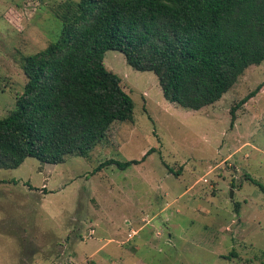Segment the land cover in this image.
<instances>
[{
	"label": "rangeland",
	"instance_id": "obj_1",
	"mask_svg": "<svg viewBox=\"0 0 264 264\" xmlns=\"http://www.w3.org/2000/svg\"><path fill=\"white\" fill-rule=\"evenodd\" d=\"M64 1L79 0H0V118L27 83L21 56L59 39ZM104 64L134 121L87 158L0 170V200L12 205L0 211V264H264V193L246 180L264 185V62L200 111L168 102L157 76L120 52ZM259 86L231 127V109ZM111 160L140 163L97 171Z\"/></svg>",
	"mask_w": 264,
	"mask_h": 264
},
{
	"label": "trees",
	"instance_id": "obj_2",
	"mask_svg": "<svg viewBox=\"0 0 264 264\" xmlns=\"http://www.w3.org/2000/svg\"><path fill=\"white\" fill-rule=\"evenodd\" d=\"M53 13L59 39L20 58L27 83L16 108L0 118V170L18 169L28 158L49 165L87 158L116 123L134 121L122 79L105 67L108 51L154 73L164 98L192 111L216 104L264 62V0H79ZM261 89L231 109V127ZM139 163L111 160L97 171ZM246 180L264 193L263 184Z\"/></svg>",
	"mask_w": 264,
	"mask_h": 264
},
{
	"label": "crops",
	"instance_id": "obj_3",
	"mask_svg": "<svg viewBox=\"0 0 264 264\" xmlns=\"http://www.w3.org/2000/svg\"><path fill=\"white\" fill-rule=\"evenodd\" d=\"M8 206H12V205L0 200V211H2L5 208H8Z\"/></svg>",
	"mask_w": 264,
	"mask_h": 264
},
{
	"label": "built area",
	"instance_id": "obj_4",
	"mask_svg": "<svg viewBox=\"0 0 264 264\" xmlns=\"http://www.w3.org/2000/svg\"><path fill=\"white\" fill-rule=\"evenodd\" d=\"M204 183H208V180H204Z\"/></svg>",
	"mask_w": 264,
	"mask_h": 264
}]
</instances>
